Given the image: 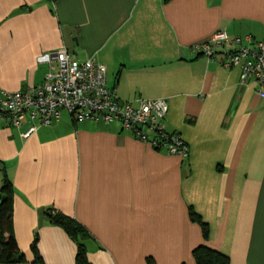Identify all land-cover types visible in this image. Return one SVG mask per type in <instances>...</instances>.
<instances>
[{"label":"crops","instance_id":"obj_1","mask_svg":"<svg viewBox=\"0 0 264 264\" xmlns=\"http://www.w3.org/2000/svg\"><path fill=\"white\" fill-rule=\"evenodd\" d=\"M216 31L264 39V0H0V97L40 84L65 49L104 64L122 100L165 98L164 124L189 149L183 160L64 111L28 138V121H0V187L7 175L24 256L0 264H75L55 213L84 228L91 264H196L200 245L264 264V99L238 67L191 50Z\"/></svg>","mask_w":264,"mask_h":264},{"label":"built area","instance_id":"obj_2","mask_svg":"<svg viewBox=\"0 0 264 264\" xmlns=\"http://www.w3.org/2000/svg\"><path fill=\"white\" fill-rule=\"evenodd\" d=\"M191 50L224 68L238 67L239 85H253L264 99V39L216 31L206 40L194 43ZM47 64L40 84L22 91L2 92L0 97L1 122L20 128L28 121L23 138L41 126L58 122L64 111L74 121L119 123L124 131L154 149L183 160L188 157L186 142L164 124L168 111L165 98L140 99L136 106L120 99L107 83L105 65L93 57L80 61L72 52L60 49L47 56Z\"/></svg>","mask_w":264,"mask_h":264},{"label":"trees","instance_id":"obj_3","mask_svg":"<svg viewBox=\"0 0 264 264\" xmlns=\"http://www.w3.org/2000/svg\"><path fill=\"white\" fill-rule=\"evenodd\" d=\"M5 197L2 200V197ZM12 210H13V188L7 175L3 177L0 187V262L15 263L24 260L20 253L12 228ZM190 219L200 224L204 239L207 238V226L200 217L193 211L189 212ZM51 224L63 229L68 236L75 242L77 251L75 264H91L87 259V251L84 245L86 232L84 228L74 219L61 213L49 215ZM37 238L34 239L31 249L35 255V262L41 263L38 251L36 249ZM193 257L196 264H229L228 257L213 250L205 245H200L193 250Z\"/></svg>","mask_w":264,"mask_h":264},{"label":"water","instance_id":"obj_4","mask_svg":"<svg viewBox=\"0 0 264 264\" xmlns=\"http://www.w3.org/2000/svg\"><path fill=\"white\" fill-rule=\"evenodd\" d=\"M0 168H2V166H1V165H0ZM4 198H5V197L3 196V197H2V200H4Z\"/></svg>","mask_w":264,"mask_h":264}]
</instances>
